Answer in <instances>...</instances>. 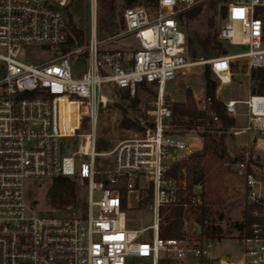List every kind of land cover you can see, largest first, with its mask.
<instances>
[{
	"label": "built area",
	"instance_id": "built-area-1",
	"mask_svg": "<svg viewBox=\"0 0 264 264\" xmlns=\"http://www.w3.org/2000/svg\"><path fill=\"white\" fill-rule=\"evenodd\" d=\"M71 2L0 0V264H172L189 258L197 259L195 264H264V192L249 152L232 165L249 188L248 203L256 206L249 231L239 239V256L213 255L211 239L159 236L162 208L188 210L202 202L201 186L188 190L185 177L169 176L173 163L192 151L188 140L171 130L166 84L196 65H209L222 86L232 83L236 60H245L251 69L264 67V0H156L151 7L132 6L124 10L119 34L100 39L93 19L86 44L63 51L71 36ZM210 2L222 18L218 40L247 49L192 61L179 16ZM127 39L135 41L129 52L114 48ZM52 48H60L61 54L31 62L35 50ZM144 83L158 89L153 126L143 136L99 153L96 124L102 92L116 87L134 96ZM210 103L206 99L203 110ZM225 104L234 118L237 106H246V125L232 130L251 135V146L264 148V95ZM85 118L91 129L82 136ZM77 137L84 139L75 149ZM67 139L74 141L67 144ZM100 157H112L105 172L97 168ZM71 179L86 184L84 205L71 214L44 215L31 206L28 181ZM122 183L128 193L141 183L152 189V225L129 227ZM149 230L151 241L146 239Z\"/></svg>",
	"mask_w": 264,
	"mask_h": 264
},
{
	"label": "rangeland",
	"instance_id": "rangeland-1",
	"mask_svg": "<svg viewBox=\"0 0 264 264\" xmlns=\"http://www.w3.org/2000/svg\"><path fill=\"white\" fill-rule=\"evenodd\" d=\"M93 0H72L68 13L72 15L73 23L81 30L86 33V38L89 35L91 22L94 19L97 26H103L102 18L103 11L101 9V1L96 0V5L94 8L92 6ZM95 2V1H94ZM147 0H139V5H146ZM215 4L210 2L201 5L202 9L200 14L194 20L184 19V23L181 26L186 37L188 34H200L206 35L207 33H212L218 31L221 22L219 8L212 9L210 4ZM112 6L111 15L113 16V23L116 27L113 34H119L123 28L122 16L125 10L123 0H112L110 3ZM151 7V6H150ZM99 34V33H98ZM113 34H110L113 35ZM102 38L105 39L108 36L102 33ZM106 36V37H105ZM100 37V36H99ZM134 39L123 40L120 43L114 45L115 49H122L125 52H129L130 48L134 46ZM227 48L228 52L239 53L246 51V47L232 46L228 43H223ZM188 55L192 61L200 60L192 59L189 54V46L187 43ZM33 53V52H32ZM61 54L60 48L52 49H38L32 54L34 60L32 63L48 62ZM214 58V57H212ZM211 59V58H209ZM204 59V60H209ZM37 61V62H36ZM236 66L232 70V83L227 86H222L218 80L217 81V92L216 95L218 99L222 102H226L229 99L235 100H246L251 94V71L245 60H236L233 62ZM83 66V65H82ZM80 65V68H82ZM205 65H196L190 67L184 71L178 72L176 77L166 84L164 98L167 99L168 103L172 102H182L186 100L187 91H191L196 105L200 110H203L204 101L206 98V82L204 79ZM156 85H146L137 89L134 96V101L123 100L120 95L124 90H119L116 87H108L102 92L103 100L99 104L98 109V119L96 124V141L97 146L102 143L106 146L103 152H109L113 150L120 142L133 139L136 137H141L145 134V131L150 128L153 124V110L155 108V103L158 98V89L154 87ZM238 108L241 111L246 110V106L239 104ZM124 118L130 119L139 123L140 127L144 128V131H132L123 130L121 128V120ZM236 126L235 128H242L245 124V119L241 116L235 118ZM91 125L89 119L85 118L82 128L80 130V135L85 136L90 132ZM174 134L182 135L188 140V148L192 151H198L202 149L203 139L197 131H184L181 129L171 128ZM238 130H230V134L233 135V140L228 139V144L231 149L238 148L244 149L247 152H251L253 156L260 159V165L264 164V152L260 149H256L251 146V135L250 137L246 134H235ZM81 139V140H80ZM84 138L77 137L74 143V148L78 149L82 144ZM74 141V139H67L66 143ZM84 145V143H83ZM101 152V153H103ZM112 165V157H100L97 159V168L101 172L107 171ZM257 166V174L261 179L264 192V169ZM60 181L66 180H40V181H28L27 182V194L28 200L31 206L40 214L52 215L55 212L66 211L70 214L73 212L74 208L84 205L86 197V184L81 183L71 179L69 182L74 187L75 191V202L72 205L55 207L52 204V199L55 195V185ZM225 182L222 185L226 191V203L224 206L214 207L211 215V224L220 226L222 229L223 239L213 240L212 253L215 256H230V255H240L242 252V244L239 239L242 238L241 234L237 229L233 228V224L236 222H241L244 219L245 207L248 203L247 198L243 195V183L240 179L235 176H226ZM147 184H138L135 190L128 193L127 202V216L128 224L132 229H141L152 225L153 223V212L150 210L151 199L146 208L141 209L139 207L140 201L149 195V190L151 188L146 187ZM224 192V189H223ZM69 195L66 193L65 198ZM68 209H71L67 211ZM194 218L188 214L185 217L186 226V237L192 242L202 241L204 238L197 236L193 233ZM152 230L146 233V239L151 241ZM197 259L189 258V261L171 262L172 264H195ZM134 264H150L148 260H134Z\"/></svg>",
	"mask_w": 264,
	"mask_h": 264
},
{
	"label": "trees",
	"instance_id": "trees-1",
	"mask_svg": "<svg viewBox=\"0 0 264 264\" xmlns=\"http://www.w3.org/2000/svg\"><path fill=\"white\" fill-rule=\"evenodd\" d=\"M123 1L125 9L140 4L139 0ZM155 1L147 0L145 6L150 7ZM111 2L112 0L101 1V9L104 13L102 18L103 26L98 27L100 38L103 37L102 33L110 36L116 29L113 23V16L111 15V10L113 9L110 5ZM210 5L212 9L216 8L213 3ZM201 9L202 7L199 5L180 15V25H183L184 19L194 20L197 18ZM121 21L123 25V16ZM67 28L71 36L63 51L86 44V33L73 23L70 13H67ZM186 39L192 59H209L228 52L227 48L218 40V31L207 33L206 35L188 34ZM234 68L236 66L232 64V70ZM213 77L216 78L210 66L205 65L206 98L211 100L206 109L200 110L197 107L191 91H187L184 102L167 103L172 111V126L177 130L197 131L203 139L202 149L177 159L170 168L169 176L173 178L185 177L188 190L201 186L202 202L195 207H190L188 210H184L183 207L178 205H168L162 208L160 212L159 236L163 240L183 239L186 237L185 217L188 214L194 218V223L199 226L200 234L197 235L195 230H193L195 235L211 240L223 239L220 226L211 224L210 220L213 208L224 206L226 203L227 189L223 187L224 192L222 189L226 176H235L242 181L243 195L247 198L249 188L244 179L239 176L238 171L232 166L234 162L242 161L247 151L238 148L231 149L228 144L227 140H233L234 138L230 134V130L235 128L236 120L227 114L225 102L218 99L216 95L217 78L214 79ZM251 81V95H264V67L252 69ZM146 85L145 83L141 84L139 88ZM120 97L123 100L134 101V97L128 91H123ZM152 126L153 124L150 125V127ZM121 128L123 130L144 131V128L140 127L139 123L127 118L121 120ZM105 149L106 146L102 143L97 146L99 153ZM249 153L251 158H254L253 163L255 165L259 164V167L264 169V164L260 165L259 163L260 159L253 156L251 152ZM53 189H55V195L52 199V204L55 207L68 206L75 202L74 187L69 181H60ZM119 189L123 197V208L127 209L128 190L124 183L121 184ZM66 193L69 195L68 198H65ZM150 199H152V189L149 190V195L140 201L139 207L141 209L146 208ZM255 207V204L247 203L243 221L234 223L232 225L233 228L237 229L241 234L247 233L253 221L251 211Z\"/></svg>",
	"mask_w": 264,
	"mask_h": 264
},
{
	"label": "crops",
	"instance_id": "crops-1",
	"mask_svg": "<svg viewBox=\"0 0 264 264\" xmlns=\"http://www.w3.org/2000/svg\"><path fill=\"white\" fill-rule=\"evenodd\" d=\"M251 95V94H250ZM249 95V96H250ZM229 100H235V99H229ZM229 100H227V101H229ZM226 101V102H227ZM240 101H242V100H240ZM182 102H184V101H182ZM225 102V103H226ZM237 108H238V106H237ZM238 111H239V116H241V117H243L244 119H245V124H244V126L246 125V123H247V117H246V112H247V109L245 110V111H241L239 108H238ZM237 118V117H236ZM238 129H240V128H238ZM240 133L239 134H246V133H244L243 131H239ZM247 136H249L250 137V135H248V134H246ZM254 148H256V149H260L262 152H264V148L263 147H261V146H255ZM127 202H128V199H127ZM195 227V225H193V228Z\"/></svg>",
	"mask_w": 264,
	"mask_h": 264
},
{
	"label": "water",
	"instance_id": "water-1",
	"mask_svg": "<svg viewBox=\"0 0 264 264\" xmlns=\"http://www.w3.org/2000/svg\"><path fill=\"white\" fill-rule=\"evenodd\" d=\"M222 19V18H221ZM195 232L199 233V226L197 224H195Z\"/></svg>",
	"mask_w": 264,
	"mask_h": 264
}]
</instances>
